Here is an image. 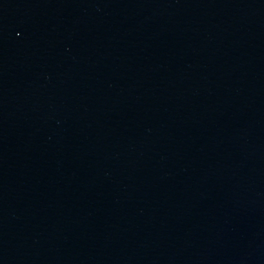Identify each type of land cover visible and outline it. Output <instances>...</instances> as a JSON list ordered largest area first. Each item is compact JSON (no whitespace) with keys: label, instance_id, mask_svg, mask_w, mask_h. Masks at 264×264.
I'll return each instance as SVG.
<instances>
[{"label":"water","instance_id":"obj_1","mask_svg":"<svg viewBox=\"0 0 264 264\" xmlns=\"http://www.w3.org/2000/svg\"><path fill=\"white\" fill-rule=\"evenodd\" d=\"M0 264H264V0H0Z\"/></svg>","mask_w":264,"mask_h":264}]
</instances>
